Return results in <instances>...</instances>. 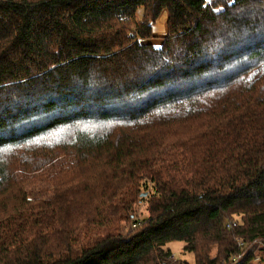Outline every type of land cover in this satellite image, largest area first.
Listing matches in <instances>:
<instances>
[{
	"label": "trees",
	"instance_id": "1",
	"mask_svg": "<svg viewBox=\"0 0 264 264\" xmlns=\"http://www.w3.org/2000/svg\"><path fill=\"white\" fill-rule=\"evenodd\" d=\"M174 243L264 255V0H0V264Z\"/></svg>",
	"mask_w": 264,
	"mask_h": 264
},
{
	"label": "rangeland",
	"instance_id": "2",
	"mask_svg": "<svg viewBox=\"0 0 264 264\" xmlns=\"http://www.w3.org/2000/svg\"><path fill=\"white\" fill-rule=\"evenodd\" d=\"M158 41V40H156ZM144 204V203H143ZM143 204H138L136 205V210H137V216L139 217L140 220L144 219L147 217V213L145 211L146 209V205H143ZM240 218H236L232 221L233 222H237V223H240L239 222ZM230 221V222H232ZM168 249L171 250L172 254H173V259L174 260H181V261H186L188 262L189 264H195V259H194V255L193 254H190V253H186L183 249H184V244L183 243H174V244H171L168 246ZM243 249H246L243 253V256L245 254H249L250 251H253V255L256 258V260L253 261L252 264H262V261H263V254H260V249H263V244L262 243H257V244H248L245 246V248ZM216 254V250L214 249L212 255H215Z\"/></svg>",
	"mask_w": 264,
	"mask_h": 264
},
{
	"label": "crops",
	"instance_id": "3",
	"mask_svg": "<svg viewBox=\"0 0 264 264\" xmlns=\"http://www.w3.org/2000/svg\"><path fill=\"white\" fill-rule=\"evenodd\" d=\"M208 2L210 0H207ZM167 19L168 14L166 11L162 13L158 21L156 22V25L154 27V40L153 43L156 45H159L162 42V38L167 34ZM158 40V41H156Z\"/></svg>",
	"mask_w": 264,
	"mask_h": 264
},
{
	"label": "built area",
	"instance_id": "4",
	"mask_svg": "<svg viewBox=\"0 0 264 264\" xmlns=\"http://www.w3.org/2000/svg\"><path fill=\"white\" fill-rule=\"evenodd\" d=\"M237 226V222H232V223H229L228 225H227V227L229 228V229H233V228H235ZM245 244L244 243H240V245H239V248H240V254L239 255H237L236 257H234V259H233V262L234 263H236V262H238L242 257H243V253H244V251L246 250V249H243V248H245Z\"/></svg>",
	"mask_w": 264,
	"mask_h": 264
}]
</instances>
